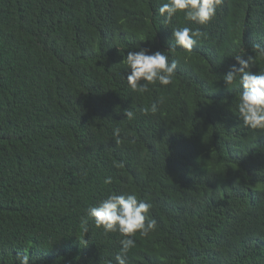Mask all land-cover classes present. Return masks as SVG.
<instances>
[{"label":"trees","instance_id":"obj_1","mask_svg":"<svg viewBox=\"0 0 264 264\" xmlns=\"http://www.w3.org/2000/svg\"><path fill=\"white\" fill-rule=\"evenodd\" d=\"M164 2L0 0V264H114L123 237L87 217L112 193L156 221L129 264H264V132L221 80L242 52L264 68V0H222L207 25L165 24ZM184 26L205 36L170 50ZM139 47L177 60L170 85L131 90Z\"/></svg>","mask_w":264,"mask_h":264},{"label":"clouds","instance_id":"obj_2","mask_svg":"<svg viewBox=\"0 0 264 264\" xmlns=\"http://www.w3.org/2000/svg\"><path fill=\"white\" fill-rule=\"evenodd\" d=\"M222 0H166L158 9L165 24L172 21L173 17L182 12L184 19L198 25H207L216 15L217 6ZM205 36L199 29H192L184 26L171 31V39L174 45L169 49L174 50L180 46L191 52L194 45ZM256 49L261 57H264V47L257 44ZM235 63L228 67L222 75V81L226 88L238 87L239 93L236 98V111L242 124L252 130L264 132V68L259 71H252L256 65V57L242 52L234 56ZM123 63L127 66L126 81L134 92L146 93L149 91V84L157 82L162 86L170 85L173 82L177 60L169 59L165 51L150 52L149 49L139 47L138 50H129L123 57ZM163 102L154 101L150 109L145 112L158 111V104ZM124 117L131 120L135 112L131 108L123 110ZM120 129H113V137L119 141ZM112 182L111 177L104 180L105 184ZM152 207L150 202L138 199L136 194H109L105 199L90 205L87 208V217L94 220L98 228L105 232H118L123 237L120 239L119 251L114 257V264H129V252L136 247L132 238L137 233L147 237L156 228V221L148 216ZM84 231L87 232L86 219L82 218ZM30 257L24 252H17L18 264H29ZM112 264V262H110Z\"/></svg>","mask_w":264,"mask_h":264}]
</instances>
